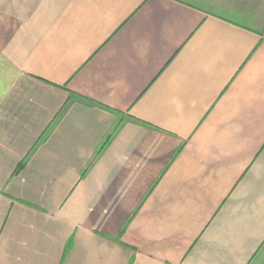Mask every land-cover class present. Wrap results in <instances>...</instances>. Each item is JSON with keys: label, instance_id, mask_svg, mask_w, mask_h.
<instances>
[{"label": "crops", "instance_id": "1", "mask_svg": "<svg viewBox=\"0 0 264 264\" xmlns=\"http://www.w3.org/2000/svg\"><path fill=\"white\" fill-rule=\"evenodd\" d=\"M0 264H264V0H0Z\"/></svg>", "mask_w": 264, "mask_h": 264}, {"label": "trees", "instance_id": "2", "mask_svg": "<svg viewBox=\"0 0 264 264\" xmlns=\"http://www.w3.org/2000/svg\"><path fill=\"white\" fill-rule=\"evenodd\" d=\"M116 127H114V129H115Z\"/></svg>", "mask_w": 264, "mask_h": 264}]
</instances>
